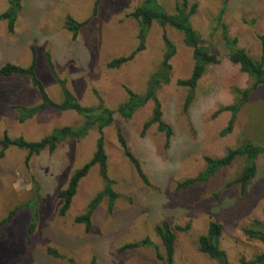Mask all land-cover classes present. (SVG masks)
<instances>
[{
    "label": "rangeland",
    "instance_id": "374dc122",
    "mask_svg": "<svg viewBox=\"0 0 264 264\" xmlns=\"http://www.w3.org/2000/svg\"><path fill=\"white\" fill-rule=\"evenodd\" d=\"M11 0H0V14ZM98 1V5L96 6ZM145 0H22L14 33L0 22V68L7 63L27 68L32 48L37 55L36 72L49 97L56 103L63 92L47 67L49 52L58 76L83 107L100 100L117 111L128 98L127 89L146 92L147 83L165 53L164 35L175 45L171 60V82L158 92L163 119L173 130L166 145L165 134L156 125L144 135L153 103L140 108L129 120L117 112L114 124L104 129L108 174L118 194L112 209L104 198L91 217V227L77 222L103 190L99 167H93L80 182L70 209L61 213L59 193L68 187L74 173L86 165L96 150L97 127L81 140H66L52 153L44 151L26 163L27 151L10 148L0 159V221L15 211L0 230V264H165V250L155 231L168 221L176 234L174 264H219L202 254L199 239L209 224L222 225L221 248L229 264L253 260L264 253V244L250 238L246 230L264 232V154L257 159V175L245 187L236 183L245 159L218 171L206 182L187 187L180 184L197 178L207 168L206 158L224 157L245 142L264 146V85L255 90L237 114L230 134L222 137L232 115L220 110L237 101L234 89H247L253 80L228 59L223 43V25L237 47L260 61L264 39V0H189L198 3L192 25L201 44L220 60L207 68L196 96L187 110L186 88L178 80L191 76L192 48L184 35L171 27L153 23L146 48L119 69L107 65L128 57L140 44V25L130 15ZM182 0H158L169 14ZM226 2V6L224 3ZM224 10L222 24L218 16ZM96 10V12H95ZM71 17L84 26L76 39L66 28ZM41 98L29 78L19 75L0 78V139L23 137L38 142L54 130L79 127L84 118L74 111L47 109L24 123L18 106L34 107ZM120 128L131 152L140 161L147 185L124 156L117 140ZM33 227V228H32ZM181 228L182 230H179ZM149 239L156 248L121 251L124 245ZM55 251L58 256L49 254Z\"/></svg>",
    "mask_w": 264,
    "mask_h": 264
},
{
    "label": "trees",
    "instance_id": "16d2710c",
    "mask_svg": "<svg viewBox=\"0 0 264 264\" xmlns=\"http://www.w3.org/2000/svg\"><path fill=\"white\" fill-rule=\"evenodd\" d=\"M22 0H11L9 9L0 14V22L7 23L8 31L14 33L15 25L18 19V13L21 10ZM98 5V1L96 6ZM226 6V2L224 3ZM198 3L193 2L190 4L189 0H182L175 8L174 14L167 13L158 3V0H145L142 6H139L134 13L130 16L137 20L140 25L139 40L140 44L138 49L128 57H121L110 62L107 67L110 69H119L123 65L135 59L139 52H142L146 48V37L152 27L153 23L159 24L161 27H171L172 29L182 33L184 35V42L186 46L192 48L194 58V68L189 78L184 80H178L177 85L188 90V95L185 101L184 109L187 110L195 99L198 84L204 76L207 68L211 65L219 64L220 60L218 56L211 52V49L201 44L200 34L194 29L192 25V17L197 12ZM96 12V10H95ZM224 10L222 9L218 16V24H222V17ZM90 20L79 23L68 17L66 20V28L72 33L74 39L77 38L80 30L86 26ZM223 43L224 47L228 51V59L233 64L239 65L241 71L248 74L252 80V85L247 89H234V94L238 96L237 101L229 107L222 108L220 111L230 112L232 117L225 130L221 132V136L224 137L230 134L233 130L235 118L241 109L249 102L253 92L260 86L264 85V42H263V54L261 60H254L247 52L237 47V40L230 39L227 34L226 26L223 25ZM262 41L264 39L262 38ZM165 53L163 61L157 71L152 74L148 83L146 92L144 94H137L130 89H127L128 98L125 103L119 106L117 111L109 109L100 100L99 105L95 107H83L79 104L76 97L71 93L67 87L66 80L61 79L55 69L52 56L49 52L45 54L47 67L50 70L57 84L60 86L64 100L62 103L54 102L48 95L42 81L39 79L37 68V55L34 47L32 48V62L27 68H23L11 63L5 64L0 68L1 77H11L14 75L24 76L29 78L32 86L39 92L41 102L34 107L18 106L17 110L20 114L19 121L21 123L37 116L41 112L47 109H54L61 112L74 111L81 117H83L84 123L79 127H63L61 129L54 130L49 136L43 138L38 142H29L23 137L11 138L8 134H5L0 139V159L4 158L5 152L10 148H17L27 151L26 163L31 160L32 157L40 155L44 151L54 152L58 145L66 140H81L87 133L97 127L99 130V138L97 140V146L93 158L82 168L77 170L71 177L68 187L59 193V198L63 201L61 213L65 214L71 207L73 199L75 198L80 182L89 174L90 170L98 166L100 176L104 182L103 190L93 199L90 203L85 215L77 218L78 223H82L86 226L87 230L91 227V217L95 210L98 208L104 198L109 201V207L112 209L115 201L118 199V194L114 191L113 181L108 174V155L105 147L104 129L114 124V115L117 112L125 120H129L132 116L142 107L146 106L150 102L153 103V112L150 120L144 124L143 135L154 125H156L160 132L165 134L166 145L168 146L171 138L173 137V130L169 124L163 119V111L160 100L158 99V92L164 86L171 82L172 65L171 60L175 56V45L164 35ZM117 140L123 150L124 156L132 163L138 176L148 185L149 180L145 175L140 161L131 152L127 145L120 128H117ZM264 154V146L255 145L251 142H245L241 146L230 149L227 154L218 159L206 158L207 168L197 178L187 180L180 184V187H187L197 182H206L212 178L218 171L231 166L236 160L242 158L246 160V165L236 180V183L242 187L248 185L257 175V159ZM15 214V211L9 214V217L0 221V230L5 226L10 218ZM33 228V227H32ZM179 230H182L179 228ZM156 234L161 239L164 246L165 255H159L161 260L165 261V264H174L175 242L176 234L173 231L170 223L166 220L156 225ZM247 235L256 239L264 244V232L261 230L249 229L246 230ZM223 234V227L221 224L211 222L208 227V231L205 235H202L199 239L198 249L199 251L208 256L210 259L216 261L219 264H229L226 252L221 248V237ZM139 248H156L154 243L149 239H144L135 243L124 245L121 251L134 250ZM49 254L58 256V254L49 250ZM92 264H96L93 260ZM241 264H264V253L258 255L251 261L245 259L241 260Z\"/></svg>",
    "mask_w": 264,
    "mask_h": 264
}]
</instances>
